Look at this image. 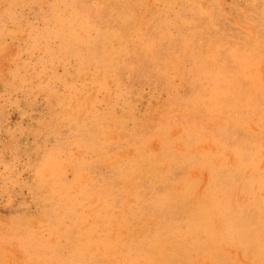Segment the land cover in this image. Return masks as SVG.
Segmentation results:
<instances>
[{
  "label": "rangeland",
  "instance_id": "obj_1",
  "mask_svg": "<svg viewBox=\"0 0 264 264\" xmlns=\"http://www.w3.org/2000/svg\"><path fill=\"white\" fill-rule=\"evenodd\" d=\"M0 264H264V0H0Z\"/></svg>",
  "mask_w": 264,
  "mask_h": 264
}]
</instances>
